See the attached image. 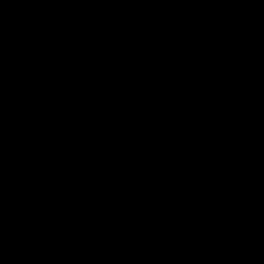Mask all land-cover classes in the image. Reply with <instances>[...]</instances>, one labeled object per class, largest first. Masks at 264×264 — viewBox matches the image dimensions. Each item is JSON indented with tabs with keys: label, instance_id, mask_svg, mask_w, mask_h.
<instances>
[{
	"label": "water",
	"instance_id": "obj_1",
	"mask_svg": "<svg viewBox=\"0 0 264 264\" xmlns=\"http://www.w3.org/2000/svg\"><path fill=\"white\" fill-rule=\"evenodd\" d=\"M0 264H264V0H0Z\"/></svg>",
	"mask_w": 264,
	"mask_h": 264
}]
</instances>
